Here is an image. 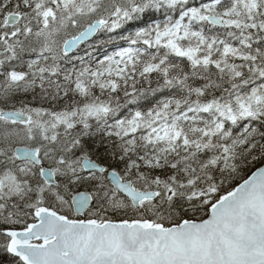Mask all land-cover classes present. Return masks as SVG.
Returning a JSON list of instances; mask_svg holds the SVG:
<instances>
[{
    "label": "snow or ice",
    "instance_id": "6c2138e0",
    "mask_svg": "<svg viewBox=\"0 0 264 264\" xmlns=\"http://www.w3.org/2000/svg\"><path fill=\"white\" fill-rule=\"evenodd\" d=\"M0 264H264V0H0Z\"/></svg>",
    "mask_w": 264,
    "mask_h": 264
}]
</instances>
